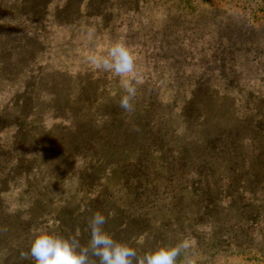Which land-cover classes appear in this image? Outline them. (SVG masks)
<instances>
[{
    "label": "rangeland",
    "instance_id": "1",
    "mask_svg": "<svg viewBox=\"0 0 264 264\" xmlns=\"http://www.w3.org/2000/svg\"><path fill=\"white\" fill-rule=\"evenodd\" d=\"M117 40L142 81L131 113L88 61ZM0 120L1 264L30 248L24 223L86 244L95 211L131 207L155 218L139 254L264 264V185L244 169L264 172V0H0Z\"/></svg>",
    "mask_w": 264,
    "mask_h": 264
},
{
    "label": "clouds",
    "instance_id": "2",
    "mask_svg": "<svg viewBox=\"0 0 264 264\" xmlns=\"http://www.w3.org/2000/svg\"><path fill=\"white\" fill-rule=\"evenodd\" d=\"M89 64L94 70L111 73L119 78L123 91L119 107L125 112L134 111L133 101L137 96V58L134 51L124 41H115L102 56H90ZM108 217L95 211L87 221L90 238L82 244L77 237H68L45 225L34 226L30 231L29 255L35 264H192L187 255L182 262L178 258L186 253L183 243L158 242L154 247L138 254L127 240H118L110 234L105 225Z\"/></svg>",
    "mask_w": 264,
    "mask_h": 264
},
{
    "label": "trees",
    "instance_id": "3",
    "mask_svg": "<svg viewBox=\"0 0 264 264\" xmlns=\"http://www.w3.org/2000/svg\"><path fill=\"white\" fill-rule=\"evenodd\" d=\"M7 124H4V122H2L0 120V130L5 127ZM245 171H246V176L248 177V180L246 182V184H250V189H251V193H257L258 188L261 185H264V172H260L257 171L255 169V167L253 166V164L251 165V163L249 164H245L244 166ZM2 182H4L5 184L8 183V178H6L5 175L0 176V186L2 184ZM242 182H240L241 184ZM146 186H139V184L135 185V192L134 195L135 197L139 198L141 195H147V197H149V190L147 188H145ZM153 191L152 192H157L159 189H166V186H153ZM241 187V186H240ZM143 191L142 193L139 192ZM151 191V190H150ZM151 193V192H150ZM168 193V190L164 191L163 194ZM152 194V193H151ZM254 195V194H253ZM164 197V196H163ZM239 198H244L243 196H239ZM153 200H156L155 198H153ZM161 203H159L158 201L155 202L154 206L155 207L157 205V209L159 211H163V209L168 208L170 205V201L166 203V201H164V199H161ZM3 201H0L1 206L4 204ZM159 203V204H158ZM160 205V206H159ZM248 205V204H247ZM249 206V205H248ZM143 207V206H141ZM245 207H247L245 205ZM4 210H7V206L4 204L3 206ZM111 211V210H110ZM114 211L115 214H113V216H109V214L111 212H106L104 213L106 215V217H108L107 220V224L105 225L106 230L112 234L114 236V238L118 239V240H127L131 243V246H133L136 250H137V243H139L140 238L142 237V232H144L145 227L148 228V225L150 223V221L152 219H155L154 217H149V211H142L139 212L135 207H131L128 208L125 211L122 212H116L115 210L112 209V212ZM139 212V213H138ZM120 214V215H119ZM170 216V215H169ZM169 218H167V216L165 217L164 220H168ZM250 219V218H249ZM170 221V220H169ZM31 222H27L24 223L25 224V231L26 233H28L29 230H31ZM161 223H159L157 226V230H161ZM63 228H65L64 230L66 231H70L71 233L74 232V227L73 226H63ZM124 230V231H120V230ZM150 230V228H149ZM2 229H0V241L4 240L3 237V233L1 232ZM89 231V229H88ZM124 232V233H123ZM88 234H90V231L88 232ZM6 250H8V254L9 256H7L6 261L2 262V264H26L29 260H32L33 258L29 255L26 259L22 258L21 254L22 253H27L29 252V248L26 249V251L22 248V247H18V248H12L8 247L6 248ZM139 254V253H138ZM140 254H143L142 251H140ZM2 261V260H0ZM34 261V259H33ZM1 264V262H0ZM33 264H35V261L33 262Z\"/></svg>",
    "mask_w": 264,
    "mask_h": 264
}]
</instances>
